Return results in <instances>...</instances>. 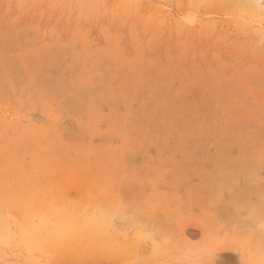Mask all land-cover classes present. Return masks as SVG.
<instances>
[{
    "label": "rangeland",
    "instance_id": "rangeland-1",
    "mask_svg": "<svg viewBox=\"0 0 264 264\" xmlns=\"http://www.w3.org/2000/svg\"><path fill=\"white\" fill-rule=\"evenodd\" d=\"M264 264V0H0V264Z\"/></svg>",
    "mask_w": 264,
    "mask_h": 264
},
{
    "label": "bare ground",
    "instance_id": "bare-ground-1",
    "mask_svg": "<svg viewBox=\"0 0 264 264\" xmlns=\"http://www.w3.org/2000/svg\"><path fill=\"white\" fill-rule=\"evenodd\" d=\"M58 264H101V263H96L94 261L91 262H86V261H81V260H68V261H62Z\"/></svg>",
    "mask_w": 264,
    "mask_h": 264
}]
</instances>
